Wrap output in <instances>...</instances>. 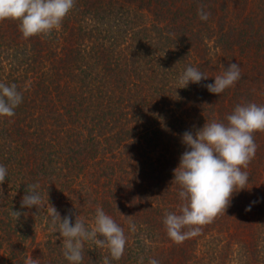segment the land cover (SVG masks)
Here are the masks:
<instances>
[{
  "label": "trees",
  "instance_id": "1",
  "mask_svg": "<svg viewBox=\"0 0 264 264\" xmlns=\"http://www.w3.org/2000/svg\"><path fill=\"white\" fill-rule=\"evenodd\" d=\"M18 25L0 20V82L23 96L14 117H0V264H69L49 205L87 227L99 206L124 229L119 260L89 240L82 264H264V132L242 169L247 189L225 212L181 243L163 223L183 204L172 182L183 133L227 123L237 105L264 106V0H75L49 35L25 38ZM231 63L241 78L210 93ZM187 66L208 79L179 88ZM31 184L39 211L21 207Z\"/></svg>",
  "mask_w": 264,
  "mask_h": 264
},
{
  "label": "clouds",
  "instance_id": "2",
  "mask_svg": "<svg viewBox=\"0 0 264 264\" xmlns=\"http://www.w3.org/2000/svg\"><path fill=\"white\" fill-rule=\"evenodd\" d=\"M74 4L75 0H0V20H18L25 38L49 35L60 27ZM210 15L203 7L198 9L202 22H206ZM240 78V65L231 63L214 77V83L205 87L210 93L220 95ZM207 79L208 76L197 67L187 66L179 76V88H187L190 83L200 84ZM22 102L23 96L16 84L0 82V117H14ZM226 120L227 123H205L195 133L185 131L181 137L185 151L180 156L178 167L173 170L172 182L179 186L178 197L183 204L179 214L170 212L163 220L168 237L176 243L199 235V226L210 223L222 211L225 212L233 196L247 189L249 175L242 169H246L256 155L258 146L254 133L264 132V106L256 103L237 105ZM7 175V167L0 164V184L5 182ZM39 187V184L27 186V194L21 201L22 208L35 207L37 211L42 208ZM245 211H251V205ZM12 214L17 219L21 215L19 211H12ZM48 220L53 230H58L59 236L64 238L63 256L69 264H82L83 243L89 240L97 247L107 246L114 260H119L124 253L127 243L124 229L102 207L96 208L93 227H87L77 217L74 223L70 215L62 218L51 205ZM189 226H192L190 230L184 231ZM129 229L135 231V224L130 223ZM27 264H37V261L30 259ZM105 264H108L107 258ZM148 264L160 262L152 258Z\"/></svg>",
  "mask_w": 264,
  "mask_h": 264
}]
</instances>
